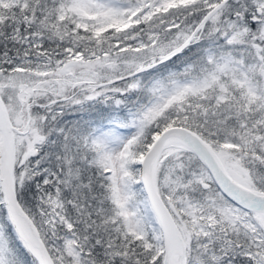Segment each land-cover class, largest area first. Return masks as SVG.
<instances>
[{
	"label": "snow or ice",
	"instance_id": "6c2138e0",
	"mask_svg": "<svg viewBox=\"0 0 264 264\" xmlns=\"http://www.w3.org/2000/svg\"><path fill=\"white\" fill-rule=\"evenodd\" d=\"M0 264H264V0H0Z\"/></svg>",
	"mask_w": 264,
	"mask_h": 264
}]
</instances>
